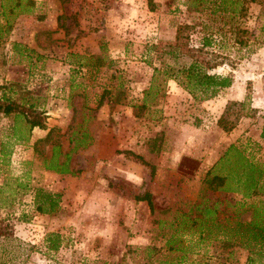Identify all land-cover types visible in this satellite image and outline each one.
Listing matches in <instances>:
<instances>
[{
  "label": "rangeland",
  "instance_id": "rangeland-1",
  "mask_svg": "<svg viewBox=\"0 0 264 264\" xmlns=\"http://www.w3.org/2000/svg\"><path fill=\"white\" fill-rule=\"evenodd\" d=\"M244 9L247 33L217 34L208 47L222 57L210 72L231 76L233 90L205 97L162 75L150 85L154 68L180 63L159 48L178 25H194L195 46L200 22L212 23L188 0H0V82L15 83L0 97L45 115L44 129L18 141L12 126L24 123L0 113V264H180V248L184 264H264V243L236 224L264 208V0ZM223 21L212 25L228 29ZM222 117L234 127L221 129ZM171 133L184 142L173 169L162 158ZM64 153L73 173L47 169ZM240 156L261 174L251 189L237 182L248 169ZM107 167L136 178L114 184ZM103 175L114 189L105 204ZM37 188L59 195L55 211L36 210Z\"/></svg>",
  "mask_w": 264,
  "mask_h": 264
},
{
  "label": "trees",
  "instance_id": "trees-1",
  "mask_svg": "<svg viewBox=\"0 0 264 264\" xmlns=\"http://www.w3.org/2000/svg\"><path fill=\"white\" fill-rule=\"evenodd\" d=\"M255 0H188V6L194 7L195 10L204 11L208 17V21L212 22L216 20V16L222 17L224 19L223 25L226 24L227 20L231 22L228 29L216 26L213 27L212 23H206L205 21L200 22V27L202 32V37L199 41V45H192L189 43V37L194 25L188 23H180L177 27L176 36L173 42L166 43L160 46V53L169 55L173 60L177 61L180 59V63L177 67H172L170 64H164L163 68H154V74L152 75L150 85H160L158 83L159 75L163 78L174 79L180 85H183L190 92L193 86L198 89L201 93L205 94V97L214 95L219 89L230 86L232 84L233 78L229 75H220L217 73L210 72L211 69L215 68L219 63L216 58L220 56L217 53L208 49L214 42V36L217 34L226 35L227 31L229 33L237 36L238 32H246L242 29L237 21L242 15H244V4L247 2H253ZM5 32L8 31L10 22L6 21L4 25ZM3 35H0V38ZM235 42L240 45L247 44L246 39L236 38ZM18 44V43H14ZM222 58V57H220ZM175 68V71L174 69ZM175 72V73H174ZM180 75V76H179ZM1 87V86H0ZM0 113L4 115L14 114L15 119L20 118L21 122L24 123L23 127L19 126L17 120L12 126L15 133V139L18 141L25 140L27 138V132L31 131L34 127L41 129L45 128V115L43 111L35 108L33 104L18 101L14 98L7 97L5 94L0 97ZM220 128L228 131L234 127L233 124L225 125L223 117L219 124ZM261 137H264V126L262 128ZM2 145H0V155H4L2 152ZM65 160L62 163H54L53 165L47 166V169L54 170L59 173H73L72 169L68 167V154L64 153ZM53 157V156H52ZM241 162H244L247 170H243L242 177L238 176L237 182H242L243 184L249 182L248 188L251 189L257 186V182L261 176L258 175L257 179H253V173L249 171H254L255 163L245 159L244 156H240ZM217 176V175H215ZM223 177H216L220 180ZM210 180V179H209ZM251 182H250V181ZM214 184L210 180V185ZM228 190V189H224ZM249 196L247 192L244 193ZM264 203V200L261 201ZM34 204L36 210L39 213H51L55 211L59 206V195L46 191L41 188H37L34 195ZM257 210V208H256ZM212 210L208 209L207 212ZM248 221H238L236 224L247 231L248 240L254 241L255 245L264 243V208L258 213H254ZM253 216V215H252ZM243 237L244 235L241 234ZM57 233L48 234V238L52 243L51 248L56 249L58 243H54L53 238H57ZM261 249L254 250L252 252L259 254ZM187 250L180 248V264L186 259ZM248 258V263L250 262Z\"/></svg>",
  "mask_w": 264,
  "mask_h": 264
},
{
  "label": "crops",
  "instance_id": "crops-1",
  "mask_svg": "<svg viewBox=\"0 0 264 264\" xmlns=\"http://www.w3.org/2000/svg\"><path fill=\"white\" fill-rule=\"evenodd\" d=\"M5 79H9V77L8 78L5 77ZM14 80H16V79H14ZM7 83H10L11 85L15 84L12 81L7 82L6 80H4V81L0 82V85H2V87L4 88V85L7 84ZM233 86L234 85L227 86L226 89L233 90ZM234 98L235 97H227L224 100V102H227V100L234 99ZM176 134H172L171 133V137H172L171 141L168 140V138H166V140H164V143H166V145H168V143L170 145H168L167 148L163 149V151H162V158L164 159V165L167 166V167H170L171 169L174 168L175 164L172 161H170L168 158L173 156V155H175V154L176 155H178V154L181 155L184 152V142L182 140L180 141V136H177ZM146 152H148V151H146ZM102 164H104V162ZM108 165L110 166L112 164H108ZM104 167H105V165H104ZM108 167L106 168L107 169L106 172L110 176H112V178L114 179V181H112V182L114 184L116 182L115 179H119L121 177H123V178H131V180H134L136 178V174L134 173V171L137 170L138 165H135V166L132 167L133 169H135L132 172H130V170H128V171H123L122 169L119 170L116 167H114V168H112V170H110L112 172V174L109 173V170H108L109 168ZM164 169H165L164 167H160L159 168V172H164ZM171 169H168V170H171ZM113 190H114L113 187L111 189V188H108V186L105 185V175H103L102 176V183H101V185L99 187V191H97V197H99L102 200L103 204L109 203V201H108V199L110 198L109 194H110V192L113 194L114 193ZM112 201H115V199H113Z\"/></svg>",
  "mask_w": 264,
  "mask_h": 264
}]
</instances>
